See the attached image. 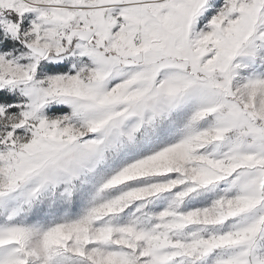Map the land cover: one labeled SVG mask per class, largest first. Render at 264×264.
I'll list each match as a JSON object with an SVG mask.
<instances>
[{"label":"snow or ice","instance_id":"1","mask_svg":"<svg viewBox=\"0 0 264 264\" xmlns=\"http://www.w3.org/2000/svg\"><path fill=\"white\" fill-rule=\"evenodd\" d=\"M0 264H264V0H0Z\"/></svg>","mask_w":264,"mask_h":264}]
</instances>
